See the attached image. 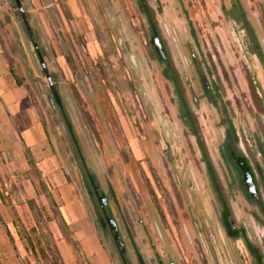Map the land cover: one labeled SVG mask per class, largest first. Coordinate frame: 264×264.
Here are the masks:
<instances>
[{"label": "rangeland", "instance_id": "1", "mask_svg": "<svg viewBox=\"0 0 264 264\" xmlns=\"http://www.w3.org/2000/svg\"><path fill=\"white\" fill-rule=\"evenodd\" d=\"M233 1L147 3L231 221L260 245L263 233L252 215L257 205L219 154L229 118L264 201L255 169L262 164L264 67L245 32L224 17ZM239 1L264 52V0ZM19 3L60 104L15 0H0V39L26 96L22 107L36 124L21 142H0V264H120L110 234L96 222L97 203L79 172L61 110L107 195L133 264L136 252L146 264H216L214 256L222 264V238L233 245L235 264L249 263L244 245L238 249L222 226L202 154L179 118L174 86L162 74L137 0Z\"/></svg>", "mask_w": 264, "mask_h": 264}, {"label": "flooded vegetation", "instance_id": "2", "mask_svg": "<svg viewBox=\"0 0 264 264\" xmlns=\"http://www.w3.org/2000/svg\"><path fill=\"white\" fill-rule=\"evenodd\" d=\"M137 3L139 4L140 11L142 12V14L147 19L151 36H153L155 34L157 36L158 40H159L160 45H161L163 58H160L158 56V54L156 53L154 47L150 43V45H151L154 53L156 54L159 62L162 63L161 62L162 60H163V62H165L166 60H169L168 56H167V54L165 52L164 45H163V43L161 41V37L159 35L157 23H156V26H153L151 24L150 16L152 17L153 14L149 10H147V7L150 8V6L147 3V0H137ZM151 11L153 12L152 9H151ZM223 13H224V17L227 20H231V21L237 23L241 27V29L245 32V35L247 37V43L249 45V50L258 57V59L260 60L262 66L264 67V52H262V48L259 46V42H258V39L256 37L255 31H254L253 27L251 26L250 22L247 19L246 13H245L240 1L239 0H234L229 8L223 9ZM25 25H27V24H25ZM27 33H28V30H27ZM149 42H150V40H149ZM162 64H163V68H164L165 67V63H162ZM162 74H163V69H162ZM172 75L176 76V78H177L175 69H174V73H172ZM200 79H201V82L203 84L204 90H206L207 89L206 77L204 75H201ZM177 80H178V78H177ZM167 81H169V80H167ZM169 82L174 86L172 81H169ZM178 84H179V82H178ZM179 90H180V87H179ZM174 91H175V86H174ZM218 91H219L218 88L215 87L214 88V93L217 94L216 95L217 97H219V92ZM181 93H182V91H181ZM182 95L184 96L183 93H182ZM184 99H185V101L187 103V100H186L185 96H184ZM210 99H211L210 101L212 103H216L217 102L216 98L215 99L210 98ZM177 103H178V96H177ZM188 106H189V104H188ZM189 108H190V106H189ZM190 110H191V108H190ZM178 114H179V107H178ZM194 117H195V115H194ZM195 120H196V118H195ZM196 123H197V121H196ZM223 124L225 125V132H224L223 140H222V142H221V144L219 146V154H220V157L223 160V162L228 167H233L234 171L236 172V174L239 177V180H240V182H241V184L243 186V190H244V194H245L246 199L249 202L255 203L257 205V210L255 212H253L252 215H253L254 221L257 224V230L258 231L261 230L262 233H263L260 245H254L252 242H250V240L247 237L246 229L244 228V226L235 225L231 221L232 211H231L230 206L228 205L226 199L224 198L222 185H221V183L219 181V178H218V176L216 174V171H215V169H214V167H213V165H212V163H211V161H210V159L208 157L207 151H206L208 160H209V162H210V164H211V166L213 168V171H214L215 176L217 178L218 184L220 186V190H221L220 194L222 193L221 194L222 197H220L219 193L217 194L215 192L214 188H213V184L211 183L210 177H209L208 172H207V165H206V162L204 161L203 153H201L202 154V158H203V162L205 163V166H206L207 178H208L210 186H211V188H212V190H213V192L215 194V197H216V199H217V201L219 203V206H220V219H221L222 226L225 229L226 235L228 237L232 238L233 240L237 241L235 243V245L237 246L238 249H242V251H243V246L242 245H244V248L247 251V254H248V257H249V263L247 262V264H264V201L262 199L258 184H257L256 179H255V173H254V171H253L248 159L246 158V156L241 152V150L238 147V140L239 139H238L236 130H235L231 120L229 118H225V119H223ZM197 126H198V124H197ZM199 132H200V130H199ZM203 143H204V141H203ZM204 146H205V144H204ZM199 150H200V148H199ZM205 150H206V147H205ZM258 151L262 155V164L257 163L255 165V169H256V172H257V174H258L259 178L261 179V182L263 183V186H264V137L262 139L261 144H259V146H258ZM200 152H201V150H200ZM234 157H236L238 159V161L241 162V167H239L237 165V162L234 160ZM83 160H84V158H83ZM78 161H79V166H80L79 172L80 173L82 172L81 176H82V178L83 177L85 178L84 184L88 187L90 195L93 196V198L96 200V203H97V207H96V210H97L96 211V222H97L98 226L101 229L106 230L110 234L111 240H112V244L114 246V249L116 251V254H117V257L119 259L120 264H133V262L130 260V258L128 256V253H127V250H126V247H125V243H124V240L122 239L121 231H120V229H119V227L117 225V222H116L115 218L112 216V214L109 211L107 195L105 193H103L101 191L100 187L96 184V176L88 169V167L86 166L85 160H84V163H85V166L87 167V170H83L81 168V164H80V160L79 159H78ZM244 161H246V164L249 167L248 170L244 168ZM243 170L247 171L250 174V176H251L252 182L254 184L255 194H256L255 197H252L249 193H247V191L245 189L244 183L242 181V171ZM94 188H96V190H94ZM109 220H111L113 222V224H114V226L116 228V234L118 236V240L122 244V249H123L122 252L119 251V249H118V247H117V245H116V243H115V241L113 239V236H114L115 232L110 228V224L108 223ZM218 235H220V234H218ZM242 242H244V243L242 244ZM221 243L225 247V250L222 247V251H221L222 254L220 256L222 264H235L236 261L233 258V250L234 249L232 250L233 245H231L229 242L225 241L223 238H222ZM214 251H215V249H214ZM135 256H136L138 264H146L140 254H138L136 252ZM212 260L215 261L216 264H218V262L216 260V256H214ZM159 264H163V263L159 262Z\"/></svg>", "mask_w": 264, "mask_h": 264}, {"label": "crops", "instance_id": "3", "mask_svg": "<svg viewBox=\"0 0 264 264\" xmlns=\"http://www.w3.org/2000/svg\"><path fill=\"white\" fill-rule=\"evenodd\" d=\"M209 7V6H208ZM13 56L7 51L4 41L0 39V142L3 138L10 144L18 140L25 133L29 134L30 128L36 129L32 112L22 107L26 96L22 88L16 85L13 68ZM18 78V77H17ZM14 147V146H13ZM13 147H11L12 153ZM16 150V149H15ZM16 151H21L17 148Z\"/></svg>", "mask_w": 264, "mask_h": 264}, {"label": "trees", "instance_id": "4", "mask_svg": "<svg viewBox=\"0 0 264 264\" xmlns=\"http://www.w3.org/2000/svg\"><path fill=\"white\" fill-rule=\"evenodd\" d=\"M146 10V9H145ZM147 10H149L152 14L153 12L151 11V9L149 7H147ZM151 19V24L153 26H156V21L154 18V14L152 15V17L150 16ZM26 31L30 30V27L27 25H25ZM32 33V31H31ZM38 56L40 57V53L38 52ZM162 63H165V67L163 68V75L164 77L169 80L172 81L174 86H175V93L178 96V107H179V117L182 120L183 124L188 128L189 132L196 138L197 144L201 150V153H203V157H204V161L206 162L207 165V172L208 175L210 177L211 183L213 184V188L215 190V192L219 195L220 197V186L218 184L217 178L215 176V173L213 171V168L208 160L207 154H206V150H205V146L201 137V134L199 132L194 114L192 113V111L190 110L188 104L186 103L184 96L182 95L181 91L179 90V84H178V80L176 78V76L172 75V73H174V68L170 62V60H166L165 62H163V60L161 61ZM61 117L63 119V122L65 124L69 139L71 141V144L73 146L74 152L76 157H78V159L80 160V164H81V168L83 170H87V167L85 166L84 160H83V156H82V151L81 148L79 146L78 143V139L75 135L73 126L69 120V117L67 116L66 112L61 110ZM244 168L245 169H249L248 165L246 164V161H244Z\"/></svg>", "mask_w": 264, "mask_h": 264}, {"label": "water", "instance_id": "5", "mask_svg": "<svg viewBox=\"0 0 264 264\" xmlns=\"http://www.w3.org/2000/svg\"><path fill=\"white\" fill-rule=\"evenodd\" d=\"M15 3L17 5V8H18L19 12L21 13L23 22L25 24H27V20H26L24 14H23V10H22V7H21V5L19 3V0H15ZM28 34L30 36V39H31V41L33 43L34 48L37 49V46H36L35 40L33 38V35L31 34V32L29 30H28ZM150 43L154 47V49H155L156 53L158 54V56L160 58H163L161 45H160L159 40H158V38H157V36L155 34L150 37ZM39 60H40L41 66L43 68V72L45 74V77L47 78V81H48L50 90H51V92L53 94V97L56 100L57 104H59L60 102H59V98H58L57 92L55 90V86H54L53 82L51 81V78H50L48 72L46 71V68H45V65L43 63L42 58L39 57ZM234 160L237 162V165L239 167H241V162L238 161V159L236 157H234ZM242 181L244 183V186H245V189H246L247 193H249L252 197H255L256 194H255L254 184L252 182L250 174L247 171H244V170L242 171ZM94 190H96V188H94ZM108 223L110 224V228L115 232V234L113 236V239H114L119 251L122 252V250H123L122 249V244L118 240V236L116 234V228H115V226H114V224H113V222L111 220H109Z\"/></svg>", "mask_w": 264, "mask_h": 264}]
</instances>
